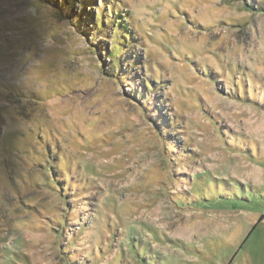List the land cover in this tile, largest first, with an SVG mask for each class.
I'll list each match as a JSON object with an SVG mask.
<instances>
[{"label":"rangeland","instance_id":"374dc122","mask_svg":"<svg viewBox=\"0 0 264 264\" xmlns=\"http://www.w3.org/2000/svg\"><path fill=\"white\" fill-rule=\"evenodd\" d=\"M0 264H264V0H0Z\"/></svg>","mask_w":264,"mask_h":264}]
</instances>
